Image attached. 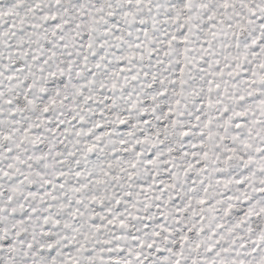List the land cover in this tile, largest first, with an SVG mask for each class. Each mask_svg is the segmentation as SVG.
Here are the masks:
<instances>
[{
  "label": "snow or ice",
  "instance_id": "obj_1",
  "mask_svg": "<svg viewBox=\"0 0 264 264\" xmlns=\"http://www.w3.org/2000/svg\"><path fill=\"white\" fill-rule=\"evenodd\" d=\"M0 264H264V0H0Z\"/></svg>",
  "mask_w": 264,
  "mask_h": 264
}]
</instances>
